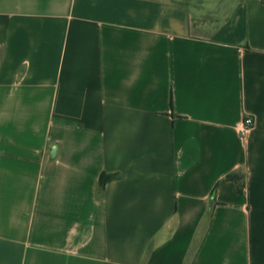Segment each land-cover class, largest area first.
<instances>
[{"label":"crops","instance_id":"crops-1","mask_svg":"<svg viewBox=\"0 0 264 264\" xmlns=\"http://www.w3.org/2000/svg\"><path fill=\"white\" fill-rule=\"evenodd\" d=\"M0 264H264V0H0Z\"/></svg>","mask_w":264,"mask_h":264},{"label":"trees","instance_id":"trees-1","mask_svg":"<svg viewBox=\"0 0 264 264\" xmlns=\"http://www.w3.org/2000/svg\"><path fill=\"white\" fill-rule=\"evenodd\" d=\"M116 176L117 175L115 174L102 173L99 177V188L102 189L108 181L115 178ZM244 176L245 175L243 172L233 171L227 174V179L237 182L238 191L242 192L243 184H244Z\"/></svg>","mask_w":264,"mask_h":264},{"label":"built area","instance_id":"built-area-1","mask_svg":"<svg viewBox=\"0 0 264 264\" xmlns=\"http://www.w3.org/2000/svg\"><path fill=\"white\" fill-rule=\"evenodd\" d=\"M254 126V118L251 115H246L241 120V123L239 125L238 133L241 138H246L249 131Z\"/></svg>","mask_w":264,"mask_h":264}]
</instances>
